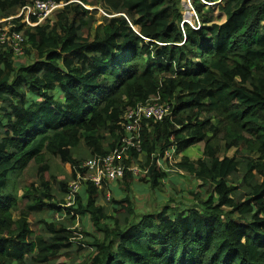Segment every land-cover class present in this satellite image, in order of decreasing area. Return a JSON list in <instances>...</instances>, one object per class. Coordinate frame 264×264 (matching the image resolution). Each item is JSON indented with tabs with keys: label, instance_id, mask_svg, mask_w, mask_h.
<instances>
[{
	"label": "trees",
	"instance_id": "16d2710c",
	"mask_svg": "<svg viewBox=\"0 0 264 264\" xmlns=\"http://www.w3.org/2000/svg\"><path fill=\"white\" fill-rule=\"evenodd\" d=\"M32 1L0 0V20ZM55 1L67 4L38 26L15 20L23 54L0 44V264H264V0H192L197 28L183 0ZM157 94L172 114L121 159L143 183L127 169L62 207L75 168L119 147L126 110ZM200 143L202 157L184 154ZM172 147L179 161L160 167ZM184 173L205 188L197 203L138 220L132 187ZM82 218L96 232L76 240Z\"/></svg>",
	"mask_w": 264,
	"mask_h": 264
},
{
	"label": "built area",
	"instance_id": "2783aa9c",
	"mask_svg": "<svg viewBox=\"0 0 264 264\" xmlns=\"http://www.w3.org/2000/svg\"><path fill=\"white\" fill-rule=\"evenodd\" d=\"M64 5L63 2L55 0H33L30 4L23 6L17 15L0 20V24L5 23L2 29L0 28V44L4 47H12L15 55L23 54L21 46L23 31L16 29L15 20L20 19L26 26H38ZM171 114L170 104L162 101L159 94L150 97L145 103L127 110L120 122L123 131L120 146L104 157L95 156L87 159L75 168L76 178L69 183V193L62 206L69 207L75 204L77 193H79L82 185L88 182L99 187L104 183L115 184L124 177L127 169L135 176L141 173L145 174V171L137 165L129 167L123 165L121 159L127 155L130 148L141 151L142 127L148 126V121H162ZM174 152L175 149L172 147L171 153L167 151L163 158L158 159V165L162 166V159H166L169 161L168 163H173ZM110 196L108 194V198ZM78 237L81 236L78 234Z\"/></svg>",
	"mask_w": 264,
	"mask_h": 264
},
{
	"label": "rangeland",
	"instance_id": "374dc122",
	"mask_svg": "<svg viewBox=\"0 0 264 264\" xmlns=\"http://www.w3.org/2000/svg\"><path fill=\"white\" fill-rule=\"evenodd\" d=\"M218 1L219 0H217V2ZM182 5H183L181 8L182 10L180 11H181V14H183L184 16V20L192 24L194 28L196 24L195 20H197V18L195 16L196 13L192 7L193 5L192 0H183ZM88 8L93 9V7H88ZM208 14L214 22L216 23L223 22L222 21L223 19L221 18V11L219 9V6L216 5V7L209 9ZM53 15H51L50 17H52ZM103 15H104L103 10L99 8L98 14L96 17L97 18L96 26L100 25L101 17H103ZM191 15H194V17L190 18ZM2 24L4 25L5 23H2ZM14 60L18 64H30L33 62V60H35V56H33V58H26V55L15 56ZM202 149H203V144L200 143V144H197L195 146L188 148L185 151V154L187 156H191L193 159H198V157L201 156V154L203 153ZM233 153H234V150L230 151L228 153V156H232ZM63 167H64V174L66 175V177L67 178L71 177L72 174H71L69 167L64 164H63ZM143 174L144 173H141L140 175L135 176V183H139V184L143 183L140 180L141 177H143ZM184 175L185 177L179 178L178 182L175 181L174 183H172V182L167 181V183H165V185L159 189L153 190L149 187H147L148 189H145L146 187H143V186H141L139 189L137 187H132L133 188L132 196L134 198L137 217H139L138 220H140V218L146 214L147 215L153 214V213L158 214L162 210V208L168 204H170L171 206L173 205L172 208H177L179 210H181L182 207H185V208L193 207L197 203V200L194 198V195H192V192L196 194V193L201 192V190L204 191L205 188L199 186L201 184L200 181L192 179L191 176H189L186 173H184ZM19 180L29 185L34 181V176L29 175L28 172L26 171L25 173H23V175L20 176ZM71 181L72 180H70L69 182ZM117 184L118 182L113 184V186L117 187ZM110 195L112 198L114 196L113 192H110ZM207 198H208V195H206L205 199ZM169 213H172V211H169ZM73 228L77 229V231L75 232V235L77 236L76 240H80L83 237L79 234L80 230L88 231L90 233L96 232V229H94L91 221L87 218L79 219ZM78 234L81 236L80 238L78 237ZM87 258L88 256H84L83 261L85 262Z\"/></svg>",
	"mask_w": 264,
	"mask_h": 264
},
{
	"label": "clouds",
	"instance_id": "9594fccd",
	"mask_svg": "<svg viewBox=\"0 0 264 264\" xmlns=\"http://www.w3.org/2000/svg\"><path fill=\"white\" fill-rule=\"evenodd\" d=\"M60 2H63V1H60ZM63 3H64L65 5L67 4V3H65V2H63ZM63 7H64V6H63ZM63 7H61L60 10H57V11H55L54 13L61 11ZM192 7H193V6H192ZM93 8H94V7H93ZM89 9H90V8H89ZM194 11H195V10H194ZM54 13H53V14H54ZM195 13H196V12H195ZM53 14H51V15H53ZM51 15H50V16H51ZM50 16H49V17H50ZM49 17H48V18H49ZM196 18H197V14H196ZM197 20H198V19H197ZM195 21H196V20H195ZM184 22H186V21L184 20ZM43 23H44V22H43ZM187 23H189V22H187ZM195 23H199V22L196 21ZM189 24H190V23H189ZM190 25H192V24H190ZM192 26H193V25H192ZM144 103H145V102H144ZM141 104H143V103H141ZM138 105H139V104H138ZM136 106H137V105H136ZM136 106H135V107H136ZM133 108H134V107H133ZM130 109H131V108H130ZM128 110H129V109H128ZM126 111H127V110H126ZM174 149H175V152H174V163H175V162L179 161L181 155L177 157V156L175 155V154H176V148H174ZM62 207H63V206H62Z\"/></svg>",
	"mask_w": 264,
	"mask_h": 264
},
{
	"label": "crops",
	"instance_id": "0c3cea01",
	"mask_svg": "<svg viewBox=\"0 0 264 264\" xmlns=\"http://www.w3.org/2000/svg\"><path fill=\"white\" fill-rule=\"evenodd\" d=\"M202 150H203V149H202ZM168 151H169V153H171V152H172V148H171L170 150H168ZM184 154H185V152H184ZM197 154H198V153H197ZM180 155H181V154H180ZM180 155H179V156H180ZM198 155H199V154H198ZM189 157H190L191 159H193L191 156H189ZM200 157H202V154H201V156H199L198 158H200ZM165 161H166V159H162V160H161V163H162V166H161V167H163V168L165 167ZM168 162H169V161H168ZM145 185H146V184H144V187H146ZM113 187H115V186H113ZM147 187H148V186H147ZM147 187H146L145 189H148ZM116 189H117V188H116Z\"/></svg>",
	"mask_w": 264,
	"mask_h": 264
},
{
	"label": "bare ground",
	"instance_id": "6f19581e",
	"mask_svg": "<svg viewBox=\"0 0 264 264\" xmlns=\"http://www.w3.org/2000/svg\"><path fill=\"white\" fill-rule=\"evenodd\" d=\"M195 16H196V15H195ZM193 17H194V15H191V16H190V18H193ZM152 197H153V196H152ZM152 199H153V198H152ZM64 212H65V211H64ZM65 213H66V212H65ZM78 218H80V217H78Z\"/></svg>",
	"mask_w": 264,
	"mask_h": 264
}]
</instances>
